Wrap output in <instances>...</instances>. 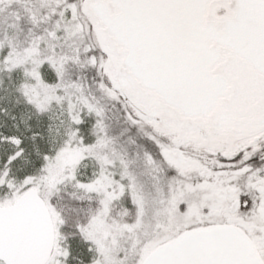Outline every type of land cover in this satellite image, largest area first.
Returning <instances> with one entry per match:
<instances>
[{
  "label": "snow or ice",
  "instance_id": "1",
  "mask_svg": "<svg viewBox=\"0 0 264 264\" xmlns=\"http://www.w3.org/2000/svg\"><path fill=\"white\" fill-rule=\"evenodd\" d=\"M0 264H264V0H0Z\"/></svg>",
  "mask_w": 264,
  "mask_h": 264
}]
</instances>
